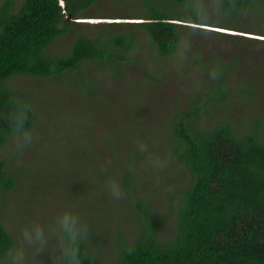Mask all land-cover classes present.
Returning a JSON list of instances; mask_svg holds the SVG:
<instances>
[{"label": "rangeland", "instance_id": "obj_1", "mask_svg": "<svg viewBox=\"0 0 264 264\" xmlns=\"http://www.w3.org/2000/svg\"><path fill=\"white\" fill-rule=\"evenodd\" d=\"M22 2L16 0V10ZM195 3L206 26L188 24L193 21L190 13L178 10L181 40L176 52L165 58L150 50L141 32L142 48L128 54L120 78L91 64L86 73L93 78V88L86 82L77 85L70 76L10 79L9 90L32 97L34 124L29 133L11 138L0 149V160L16 183L0 194V222L15 241L0 264H65V214L71 215L76 236L104 258L111 257L115 230H133L125 203L134 190L160 221L187 180L186 172L173 170L174 115L194 102L211 101L206 94L217 73L229 89L224 102L212 106L217 123L231 121L235 132L245 134L246 125L260 119L264 138V45L246 37L264 36V22L226 17L218 0ZM141 5L139 0H100L84 18L97 26L103 24L98 21L124 25L145 16ZM85 24H80L82 32ZM72 40L70 34L54 42L50 54H67ZM84 88L94 93L86 94ZM243 89L250 97L241 93ZM130 171L136 181L131 192L124 182L127 178L131 184L126 176ZM169 219L161 226L162 235L172 228L174 218Z\"/></svg>", "mask_w": 264, "mask_h": 264}, {"label": "trees", "instance_id": "obj_2", "mask_svg": "<svg viewBox=\"0 0 264 264\" xmlns=\"http://www.w3.org/2000/svg\"><path fill=\"white\" fill-rule=\"evenodd\" d=\"M99 1L23 0L17 10L16 0L1 3L0 149L11 138L29 133L34 124L32 97L8 89L14 76L40 80L70 76L77 85L86 82L93 88L87 67L94 64L99 72L122 77L128 54L142 48L141 32L147 35L150 50L162 58L172 56L181 40L178 10L190 13L193 21L188 24L203 25L195 0H139L146 8L145 16L136 20L144 23H89L82 32L74 20L88 19L84 17ZM218 2L226 17L239 15L264 22V0ZM70 34L69 52L51 55L53 43ZM222 78L221 73L211 78L206 94L211 101L194 102L174 115L170 128L175 144L173 170L186 172L187 180L177 188V197L171 199L165 216L157 221L150 205L134 190L125 203L129 204L133 230H115L112 256L104 258L71 229L67 230L65 264H264L262 122L254 119L250 127L246 125L245 134L235 132L231 121L217 123L212 106L223 103L229 93ZM241 93L251 95L244 89ZM129 161L131 166L133 158ZM6 164L0 160V194L16 185ZM126 176L132 181L126 183L125 178V190L131 192L136 181L131 171ZM170 217L174 218L172 228L162 235L161 226ZM89 235L100 241L99 236ZM14 246V239L0 222V262L8 259Z\"/></svg>", "mask_w": 264, "mask_h": 264}, {"label": "clouds", "instance_id": "obj_3", "mask_svg": "<svg viewBox=\"0 0 264 264\" xmlns=\"http://www.w3.org/2000/svg\"><path fill=\"white\" fill-rule=\"evenodd\" d=\"M87 20V19H86ZM137 21V20H136ZM114 22H117V21H114ZM127 23V22H126ZM133 24V23H132ZM213 28V27H212ZM215 29V32H221L222 34H225L224 31H221L223 29H220V28H216L214 27ZM226 33H229V32H226ZM247 38H251V39H256V40H264V37H261V36H246ZM256 37H259V38H256ZM23 120L22 118L20 119L19 123L22 124ZM61 223L62 225L65 227L66 230L68 231H71V228H70V225H72L74 223V221L72 220V217L70 214H65L63 217H62V220H61Z\"/></svg>", "mask_w": 264, "mask_h": 264}, {"label": "water", "instance_id": "obj_4", "mask_svg": "<svg viewBox=\"0 0 264 264\" xmlns=\"http://www.w3.org/2000/svg\"><path fill=\"white\" fill-rule=\"evenodd\" d=\"M74 22L80 23V24L91 23L89 20H86V19H78V20H74ZM97 23H104V21H98ZM115 23H117V22H115ZM127 23H134L135 24V23H144V22L140 20V21H127Z\"/></svg>", "mask_w": 264, "mask_h": 264}]
</instances>
